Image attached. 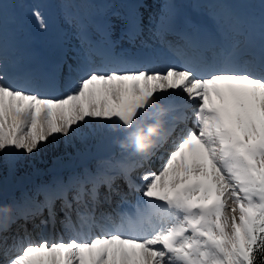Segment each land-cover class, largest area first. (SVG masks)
<instances>
[{"label":"snow or ice","instance_id":"snow-or-ice-1","mask_svg":"<svg viewBox=\"0 0 264 264\" xmlns=\"http://www.w3.org/2000/svg\"><path fill=\"white\" fill-rule=\"evenodd\" d=\"M73 7L60 0L85 55L62 84L56 70L21 74L0 34V157L34 156L62 137L113 139L119 154L37 187L23 204L0 203V264H264V16L257 46L235 12L227 30L177 31L166 4L148 31L170 55L128 58L94 45L95 21ZM32 15L47 28L39 9ZM143 31L131 12L128 39ZM173 33L183 43L165 39ZM154 158L164 160L158 172Z\"/></svg>","mask_w":264,"mask_h":264},{"label":"rangeland","instance_id":"rangeland-1","mask_svg":"<svg viewBox=\"0 0 264 264\" xmlns=\"http://www.w3.org/2000/svg\"><path fill=\"white\" fill-rule=\"evenodd\" d=\"M98 3H94L93 0L88 1V5L83 9L81 7H73L68 9L74 16L80 18H90L95 21L94 25L88 30L87 36L92 38L91 41H96L100 36L95 35V31H99L101 27L105 30V22L112 25L107 29L112 41H120L122 37H125L123 31L125 30V20L127 18L128 2L134 3L136 0H97ZM149 1V0H148ZM140 0L138 2V8L142 12L148 7L154 10L153 17L159 20L161 12L164 10L166 4L165 0ZM207 2L217 3L215 9L220 14L227 16L229 7L233 9H245L249 11L256 3L255 0H204ZM74 5H78L76 0H70ZM5 9L0 15V23L5 22L11 18L14 13L18 18H22L25 30L26 26H31L35 31L40 32L43 38L48 40L46 48H52V42L56 38V32L59 30L68 39L69 46L79 51L84 48L83 40L78 34L77 30L64 22L62 11L60 8V0H3ZM223 3V4H222ZM147 5V6H145ZM39 9L43 15V18L47 24L46 29H42L39 26L38 21L32 15V9ZM138 10V11H140ZM197 14V13H196ZM143 17V16H142ZM25 21V22H24ZM6 23H13L6 22ZM101 24V25H98ZM98 25L99 27H95ZM32 30V28L30 29ZM28 30V31H30ZM115 34L116 37L113 35ZM29 37V35H28ZM27 37V38H28ZM144 39L148 45L159 46L155 43L156 38ZM60 83H63V78L68 74V65L61 69ZM118 145L113 139H97L89 138L87 141H81L80 139H73L69 143H65L62 137L58 145L49 144L42 152L37 153L34 156H19L9 157L4 159L0 157V188H3L2 194L4 199L1 203L23 204L26 199L34 196L37 187L47 185L56 178H67L74 174L83 171L85 168L93 170L96 168L97 162L102 158H107L112 155H118ZM167 154H163L162 157H166ZM163 159H160V163L157 167L150 166L152 171L158 172L162 164ZM26 180L23 182L22 180ZM124 186V185H123ZM123 190V187L121 188ZM136 195L132 194L128 197L129 201L134 203ZM42 199V197H41ZM115 208V204H114ZM19 223H23L20 221ZM18 228V225L13 226V232ZM50 228V227H49ZM49 228L44 231V235L53 240L49 231ZM58 234L61 231L60 226L57 227ZM39 230H34L33 238H38ZM67 239V236H65Z\"/></svg>","mask_w":264,"mask_h":264},{"label":"bare ground","instance_id":"bare-ground-1","mask_svg":"<svg viewBox=\"0 0 264 264\" xmlns=\"http://www.w3.org/2000/svg\"><path fill=\"white\" fill-rule=\"evenodd\" d=\"M139 1L140 0H136L134 3L128 2V10L126 13L127 17L131 12H135L138 16H143L142 18L144 31L140 37L135 39L134 42L130 41L128 39V36L125 34L124 30L123 34L125 37H122L120 41H112L107 30L101 27L99 31H95L96 37L100 36V38L95 41L94 45L108 48L111 53L117 57L132 58L139 56L143 52L150 51L151 49H158L162 53H164L165 56L170 55V53H168V50L166 51L165 48H163L162 45L164 44L161 45L162 47L160 45H149L150 49L145 48L144 44H142V41H144V39H150L151 41L153 39L152 36L149 34L148 27L149 18L153 17L155 11L151 10V7H148L143 12L140 9H135V6H137L138 8L140 7V5L138 6ZM255 1V5L249 11L245 9L239 10L229 7V9L226 10L227 16L224 17V14H220V12L213 7V5H216L217 3L207 2L204 0H165L166 4H174L176 6V11L178 12L176 26L180 24L184 27H188L190 23L187 22V19L192 13L205 12L208 20L214 26L215 31L217 26L220 24H223L225 30H227L228 23L230 22V17L228 13L229 11H232L239 15V17L244 20L247 25L251 26L253 32V40L256 37H259L261 18L262 16H264V0ZM148 2H151V4H153L152 0H149ZM7 21H12L13 23H6ZM26 27L27 30H25L26 28L23 25L22 18H18L14 13L11 15V18L9 20L0 23V34L3 35L4 41L8 46L9 58L17 62L21 74L25 72L48 73L53 70H56L59 76L62 71L61 69H63L65 65L75 66L77 64L78 59H82L85 55L84 48L79 51L72 49L69 46L68 39H66V35H64L59 30L56 32V38L52 42V48L47 49L46 45L49 43L48 40L43 38V35L40 32H36L32 25ZM31 28L32 30H30ZM32 35H36L35 40H32ZM113 35L116 37L115 34ZM88 39L90 41L93 40L89 37ZM165 39L167 41L172 42L174 45L178 42L183 43L181 40H178L173 36H167V38L165 37ZM82 42L84 44V41ZM36 43L43 49V57L41 58L38 57L37 52L33 48V45ZM155 43L158 44L157 41ZM93 59L97 62L99 61V57L94 56ZM156 66L163 67L164 65L163 63H158ZM189 127H192V125L189 124ZM117 151H119V148L117 149ZM163 154L166 155L167 151L162 150L158 155L162 156ZM159 163L160 158H154L150 166L157 167ZM94 170L95 169H93V171ZM118 183L120 185V188L123 187V190L125 192L128 191L127 186L123 183V181H118ZM124 207L125 209L128 208L127 205H125ZM112 208H114V204L112 205ZM112 208H108L107 210L111 211ZM58 225L59 224H57L55 229H52L51 227L49 228L48 232L50 233L52 238H58ZM29 230L32 231V233L34 232V230H32L31 228V225H29Z\"/></svg>","mask_w":264,"mask_h":264},{"label":"trees","instance_id":"trees-1","mask_svg":"<svg viewBox=\"0 0 264 264\" xmlns=\"http://www.w3.org/2000/svg\"><path fill=\"white\" fill-rule=\"evenodd\" d=\"M77 1V3H78V6L79 7H81V8H85L87 5H88V1L89 0H76ZM94 1V3H98V1L97 0H93ZM23 182H25L26 180H22ZM3 188H0V203L2 202V200L4 199V196H3V194H2V190Z\"/></svg>","mask_w":264,"mask_h":264}]
</instances>
